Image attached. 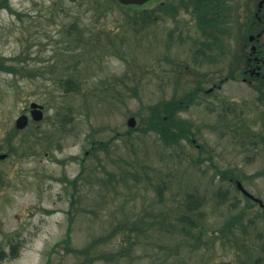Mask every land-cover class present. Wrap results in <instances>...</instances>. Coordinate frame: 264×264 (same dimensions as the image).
<instances>
[{"label":"rangeland","instance_id":"1","mask_svg":"<svg viewBox=\"0 0 264 264\" xmlns=\"http://www.w3.org/2000/svg\"><path fill=\"white\" fill-rule=\"evenodd\" d=\"M98 1L0 8V59L18 67L0 71V153L9 152L0 159V264H264L262 206L246 207L218 172L264 204L262 91L240 77L220 81L227 54L193 64L194 40L214 42L178 0L164 2L178 7L173 15L156 9L160 0L133 6L153 9L144 28L127 24L133 9ZM66 77L79 90H62ZM194 89L197 99L175 114L191 140L167 144L145 130L149 106ZM31 101L43 118L17 131Z\"/></svg>","mask_w":264,"mask_h":264},{"label":"flooded vegetation","instance_id":"2","mask_svg":"<svg viewBox=\"0 0 264 264\" xmlns=\"http://www.w3.org/2000/svg\"><path fill=\"white\" fill-rule=\"evenodd\" d=\"M178 1L180 4L182 0ZM164 2L165 0H160L158 6L164 5ZM232 3L235 4V0H183L180 4L195 20L201 37L210 38L214 42L194 40V48L191 49L195 53L191 61L193 64H198L200 61L221 62L223 57L229 55L231 70L220 81L230 77L236 79L240 77L244 83H253L262 91L257 99L258 101L261 99L264 105V0H243L239 11L237 5ZM168 8L172 10L175 5L169 2ZM176 9L178 10V7ZM169 13L174 14L172 11ZM222 37L229 39L233 48H224L222 40L218 44L216 39ZM213 49H216L218 56L215 59L211 55ZM216 85L217 83L214 82L205 91L210 92ZM219 87L220 84L217 85V88ZM5 158L7 156L1 159Z\"/></svg>","mask_w":264,"mask_h":264},{"label":"trees","instance_id":"3","mask_svg":"<svg viewBox=\"0 0 264 264\" xmlns=\"http://www.w3.org/2000/svg\"><path fill=\"white\" fill-rule=\"evenodd\" d=\"M95 2H99L98 0H94ZM111 3L115 2L121 9H126L131 8L133 9V6L136 5H121L118 3L117 0H108ZM8 7V0H0V8L1 7ZM152 10H141V11H136L133 9L132 14L128 16V22L127 24L131 25H137L139 24L142 28L147 24V22L150 21ZM136 27H134L135 29ZM136 31H138V28H136ZM0 71H5L9 73H15L18 71V67L16 66L15 63L9 62L8 59L1 58L0 59ZM59 85L61 86L62 90L69 91V90H79L80 88V83L71 78V77H66L65 79L60 80ZM63 86L65 88H63ZM194 94V93H192ZM184 108V99L179 96L176 97L173 96L170 100H163L160 102H157L154 105L149 106L151 114L149 115V120H148V125L145 130H154L157 132L160 136V138L167 144H172L175 142H178L182 138L184 139H190L189 135H192V131L190 128V123L186 120H183L181 118L175 117V113L179 110H182ZM61 117V124H66V119L64 118L63 115ZM133 128H129L128 131H132ZM191 140V139H190ZM264 142V138L262 139ZM102 145V141H94V144ZM11 148H14V146H11ZM90 152V150H89ZM221 174V177L224 179H227L231 182L234 183L235 179H238L237 177H234L232 174H228L226 171L221 170L218 171ZM239 180V179H238ZM74 185L76 183V178L73 179L72 182ZM246 200V207H252L250 204L253 203V201L245 197ZM193 206L198 207L200 205L199 201H193ZM264 214V209L262 210ZM225 227L229 228L230 226L225 225ZM224 229L222 228V231ZM62 242L65 244L69 243V237L66 236L63 239H61ZM16 244L12 245V249L9 255L14 256L17 252V246ZM90 247L84 249V252H89ZM82 252V251H81ZM5 253L3 251L0 252V259L3 258Z\"/></svg>","mask_w":264,"mask_h":264},{"label":"water","instance_id":"4","mask_svg":"<svg viewBox=\"0 0 264 264\" xmlns=\"http://www.w3.org/2000/svg\"><path fill=\"white\" fill-rule=\"evenodd\" d=\"M122 4H142L146 2L147 0H118ZM30 115L32 119L34 120H40L43 117L42 112V105L38 104L36 102L30 103ZM28 123V117L26 114L19 115L15 120V126L16 128H24ZM128 125L133 127L134 126V118L130 117L127 121ZM4 155H0V157H3ZM237 187L248 197L254 198L252 194H250L245 188L242 186V184L237 181ZM256 199V198H255ZM258 201L261 203V200L258 199Z\"/></svg>","mask_w":264,"mask_h":264}]
</instances>
